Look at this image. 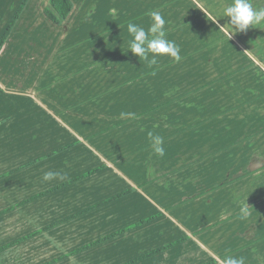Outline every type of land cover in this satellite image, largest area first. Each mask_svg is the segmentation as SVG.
<instances>
[{"label": "crops", "instance_id": "0c3cea01", "mask_svg": "<svg viewBox=\"0 0 264 264\" xmlns=\"http://www.w3.org/2000/svg\"><path fill=\"white\" fill-rule=\"evenodd\" d=\"M70 1L27 0L0 47V264H262L264 27L227 37L231 0ZM152 10L178 63L127 52Z\"/></svg>", "mask_w": 264, "mask_h": 264}, {"label": "clouds", "instance_id": "9594fccd", "mask_svg": "<svg viewBox=\"0 0 264 264\" xmlns=\"http://www.w3.org/2000/svg\"><path fill=\"white\" fill-rule=\"evenodd\" d=\"M147 15L151 21L147 28L131 21L127 22L126 28L130 37L127 42V52L130 51L133 56L150 65L156 64L157 58L161 56H167L178 63L182 59L180 48L174 41L166 38V21L162 13L158 10H152ZM223 17H228L229 21L220 29L229 38L234 33L245 32L249 26L264 27V7L254 8L251 0H231L223 9ZM149 137L153 152L163 157L165 154L163 138L152 133H149ZM57 176L59 173L47 172L44 174L43 180L49 181ZM60 179H64V177L61 176ZM239 215L242 218H248L250 215L249 207L245 201H241L239 204ZM260 259L264 264V257ZM221 264H245V258L228 256Z\"/></svg>", "mask_w": 264, "mask_h": 264}, {"label": "trees", "instance_id": "16d2710c", "mask_svg": "<svg viewBox=\"0 0 264 264\" xmlns=\"http://www.w3.org/2000/svg\"><path fill=\"white\" fill-rule=\"evenodd\" d=\"M27 0H22L19 4L18 8L14 12L11 20L9 21L4 33L0 37V47L6 39L8 33L12 29L16 19L20 15L23 10ZM72 7V3L70 0H48V3L44 9L45 14L54 22L60 23L62 22L67 15L69 14Z\"/></svg>", "mask_w": 264, "mask_h": 264}]
</instances>
